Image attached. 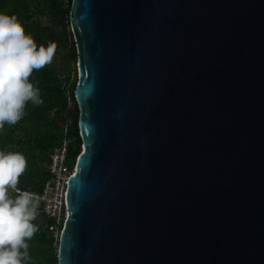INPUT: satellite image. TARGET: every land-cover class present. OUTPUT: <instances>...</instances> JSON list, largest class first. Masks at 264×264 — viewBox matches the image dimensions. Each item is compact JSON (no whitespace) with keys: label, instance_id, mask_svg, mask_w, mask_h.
<instances>
[{"label":"water","instance_id":"water-1","mask_svg":"<svg viewBox=\"0 0 264 264\" xmlns=\"http://www.w3.org/2000/svg\"><path fill=\"white\" fill-rule=\"evenodd\" d=\"M69 22L57 264H264V0H71Z\"/></svg>","mask_w":264,"mask_h":264},{"label":"trees","instance_id":"trees-1","mask_svg":"<svg viewBox=\"0 0 264 264\" xmlns=\"http://www.w3.org/2000/svg\"><path fill=\"white\" fill-rule=\"evenodd\" d=\"M70 6L71 0H0V12L16 15L37 47L55 42L56 50L60 45L66 47L67 59L75 63L77 53L69 22ZM29 80L39 88L43 104L37 106L29 101L26 114L18 123L5 124L0 132V151L20 152L26 157L27 167L17 185L20 190H40L49 177L48 152L52 147L66 139L67 158L72 162L81 152L78 109L73 94L77 79L63 76L61 71L48 65L34 70ZM32 223L38 231L27 241L30 256L27 264H57L59 241L51 228L53 218L41 213Z\"/></svg>","mask_w":264,"mask_h":264},{"label":"clouds","instance_id":"clouds-1","mask_svg":"<svg viewBox=\"0 0 264 264\" xmlns=\"http://www.w3.org/2000/svg\"><path fill=\"white\" fill-rule=\"evenodd\" d=\"M57 44L37 47L16 15L0 12V132L25 116L26 104H43L40 90L29 78L51 64ZM27 167L20 152L0 151V264H27L28 240L38 231L32 223L38 215L39 197L21 191L19 177ZM9 190L17 193L14 197Z\"/></svg>","mask_w":264,"mask_h":264},{"label":"built area","instance_id":"built-area-1","mask_svg":"<svg viewBox=\"0 0 264 264\" xmlns=\"http://www.w3.org/2000/svg\"><path fill=\"white\" fill-rule=\"evenodd\" d=\"M48 158L49 177L45 180L40 190L26 189L21 191H29L39 197L40 202L37 217L41 213H46L49 217L53 218L54 224L51 228L54 230V235L59 238L62 227L59 228L58 226L60 224L63 225V220L67 216L64 192L68 178L74 173L75 161H68L66 139L49 150ZM16 194L9 190L10 196Z\"/></svg>","mask_w":264,"mask_h":264},{"label":"rangeland","instance_id":"rangeland-1","mask_svg":"<svg viewBox=\"0 0 264 264\" xmlns=\"http://www.w3.org/2000/svg\"><path fill=\"white\" fill-rule=\"evenodd\" d=\"M43 21L47 23L48 22L47 17H44ZM59 30L60 28L57 27V31ZM66 52H67V48L62 47L60 45L59 50H56L54 58L51 64H49V66H51L55 70L61 71L63 76L69 75L71 79H77L78 78L77 62L74 63L71 60H68L66 57Z\"/></svg>","mask_w":264,"mask_h":264},{"label":"snow or ice","instance_id":"snow-or-ice-1","mask_svg":"<svg viewBox=\"0 0 264 264\" xmlns=\"http://www.w3.org/2000/svg\"><path fill=\"white\" fill-rule=\"evenodd\" d=\"M73 175L75 176V175H76V173H73Z\"/></svg>","mask_w":264,"mask_h":264}]
</instances>
